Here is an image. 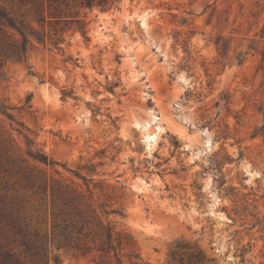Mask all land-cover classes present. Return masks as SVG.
<instances>
[{"label":"rangeland","instance_id":"1","mask_svg":"<svg viewBox=\"0 0 264 264\" xmlns=\"http://www.w3.org/2000/svg\"><path fill=\"white\" fill-rule=\"evenodd\" d=\"M82 17L86 36L0 68V242L21 253L5 225L18 221L45 238L41 264L98 256L52 242L56 207L25 174L114 211L123 264H264V0H123Z\"/></svg>","mask_w":264,"mask_h":264},{"label":"trees","instance_id":"2","mask_svg":"<svg viewBox=\"0 0 264 264\" xmlns=\"http://www.w3.org/2000/svg\"><path fill=\"white\" fill-rule=\"evenodd\" d=\"M12 4L7 8L0 1V68L8 61L28 63L30 52L37 45L60 47L66 34L75 31L87 35L86 23L82 17L85 10L120 9L123 0H3ZM13 30L18 39L10 42L5 39V31ZM5 155L9 151L2 150ZM29 156L45 166L53 168L57 163L44 152H30ZM0 155V168L3 161ZM9 161V160H7ZM57 175L60 173L55 170ZM32 190L41 191L51 197L56 207L52 242L59 248L74 250L87 255L93 251L98 256L95 264H123L120 250L122 242L108 221L114 211H108L102 205L96 208L86 201L85 193L79 187L71 186L67 180L42 176L35 178L25 175ZM92 199L93 196L90 195ZM89 198V199H90ZM6 227L17 235L19 249L9 243L0 242V264H27L22 256L29 257L34 263H46L47 242L45 238L33 240L24 232L19 222H7ZM198 257L201 258L200 254ZM55 260H57L55 258Z\"/></svg>","mask_w":264,"mask_h":264}]
</instances>
